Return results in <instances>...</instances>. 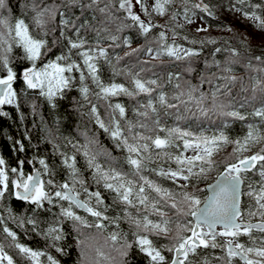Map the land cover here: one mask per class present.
<instances>
[{
    "label": "snow or ice",
    "instance_id": "6c2138e0",
    "mask_svg": "<svg viewBox=\"0 0 264 264\" xmlns=\"http://www.w3.org/2000/svg\"><path fill=\"white\" fill-rule=\"evenodd\" d=\"M3 106L0 264H264V0H0Z\"/></svg>",
    "mask_w": 264,
    "mask_h": 264
},
{
    "label": "trees",
    "instance_id": "16d2710c",
    "mask_svg": "<svg viewBox=\"0 0 264 264\" xmlns=\"http://www.w3.org/2000/svg\"><path fill=\"white\" fill-rule=\"evenodd\" d=\"M219 19L225 20V21H232L231 17L227 13H223L219 16ZM214 23V22H213ZM210 31L213 32V34L219 35L221 33H218L215 31V26L213 29H210ZM191 34V33H190ZM135 46V44L133 45ZM22 109L27 112L28 108L26 105L22 106ZM3 110L9 112V116H0V153L8 155L7 152H5V145L9 144L8 137L13 136L16 138H19L23 134V127H18L19 125V118L15 112V109L10 106H3ZM46 112V110H45ZM32 117L28 116L25 123L28 126H31ZM206 126H207V122ZM240 124H235L234 126L230 125L229 129L233 132H238L240 129ZM37 133L33 132V136H36ZM102 142H104L102 140ZM26 143V142H25Z\"/></svg>",
    "mask_w": 264,
    "mask_h": 264
},
{
    "label": "rangeland",
    "instance_id": "374dc122",
    "mask_svg": "<svg viewBox=\"0 0 264 264\" xmlns=\"http://www.w3.org/2000/svg\"><path fill=\"white\" fill-rule=\"evenodd\" d=\"M229 22H232V21H229ZM197 23H199V21H198ZM193 27H194V26H193Z\"/></svg>",
    "mask_w": 264,
    "mask_h": 264
}]
</instances>
